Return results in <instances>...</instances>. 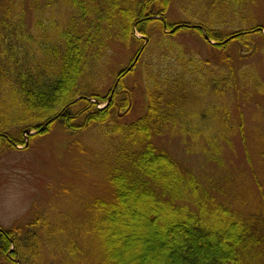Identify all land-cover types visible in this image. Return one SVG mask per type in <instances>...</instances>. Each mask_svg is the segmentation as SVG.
I'll use <instances>...</instances> for the list:
<instances>
[{"label": "trees", "instance_id": "1", "mask_svg": "<svg viewBox=\"0 0 264 264\" xmlns=\"http://www.w3.org/2000/svg\"><path fill=\"white\" fill-rule=\"evenodd\" d=\"M257 1L0 0V150L24 145L26 129L37 132L34 140L59 125L70 134L99 130L93 150L104 159L103 191L85 206L76 239L62 240L50 217H35L27 225L0 226V258L9 264H264V185L255 172L256 191L238 186L249 195L240 202L237 192L228 197L222 178L204 183L158 144L190 128L195 145L244 137L228 108L264 90L256 68L241 63L264 54V27L249 13ZM29 10L34 21L27 26ZM190 41L200 45L185 44ZM114 44L135 58L114 72L117 87L104 96V60ZM139 68L146 114L125 123L121 118L134 104L126 83ZM101 103L108 104L100 109ZM211 114L217 140L190 126ZM13 128L16 138L9 135ZM245 149L249 156L246 143ZM49 236L60 239L53 245L44 240Z\"/></svg>", "mask_w": 264, "mask_h": 264}, {"label": "rangeland", "instance_id": "2", "mask_svg": "<svg viewBox=\"0 0 264 264\" xmlns=\"http://www.w3.org/2000/svg\"><path fill=\"white\" fill-rule=\"evenodd\" d=\"M174 4L176 6V3ZM178 11L173 6L170 15L175 17ZM249 13L256 17V24L264 27V0H258L257 6H252ZM33 21V15L29 10L25 24L31 25ZM262 32L264 33L263 29ZM33 34L37 37L39 32ZM135 35L141 37L137 32ZM185 44L200 45L192 41ZM19 49L24 50L23 46ZM112 51L111 56L104 60L106 66L103 78L106 85L101 90L104 96L115 88V84L117 85L115 73L130 67L135 58L134 51L128 52L120 45L114 44ZM248 57L241 62L242 65L256 68L264 85V54ZM141 73L142 70L137 69V73L130 78L131 81L128 80L126 83L128 88H133L134 104L130 114L121 118L125 123L137 121L146 114L147 101ZM93 102L97 104L95 100ZM105 105L101 103L98 106L103 109ZM204 110L200 109L197 112L203 115ZM228 110L230 122L242 128L241 133H244V137L238 133L230 137V143L225 140L223 143L214 142L213 146L207 145L203 138L201 142L197 137L199 140L195 145L196 137L190 128L189 133L184 136L179 133H169L160 138L158 144L185 166L193 169L204 183H208L211 178H222L219 180L224 181L222 186L228 197H233L237 192L238 200L245 202L249 199V195L247 191L239 190L238 186L250 189L248 190L250 194L256 191L252 181L254 172L259 182L264 185V158H262L264 157V90L261 96H255L250 101L231 104ZM239 113H242V119ZM216 125L217 119L211 114L199 121H192L190 126L211 134L212 138L217 140L218 134L213 130ZM30 132L31 134L27 135L24 133V145L0 150V226L10 229L20 222L27 225L33 222L35 217L48 216L53 220V225L58 224L63 231L60 237L62 240L76 239L82 233L80 225L84 222L85 206L98 194V191H103L104 172L100 170L104 159L101 156L96 157L93 150L99 146L97 138L99 130L92 129L70 134L57 125L52 131L42 132L45 134L41 133L42 135L34 140H30V136L37 132ZM18 134V128L9 131V135L13 138ZM12 143L16 145L13 141ZM210 143L212 144V141ZM245 143L249 156L246 153ZM218 146L221 147L223 155H218ZM211 150L215 154H211ZM218 161H221L222 167H218ZM31 230L39 232L36 228ZM59 239L56 236L44 237V240H50L53 245ZM0 264L9 263L0 258Z\"/></svg>", "mask_w": 264, "mask_h": 264}, {"label": "water", "instance_id": "3", "mask_svg": "<svg viewBox=\"0 0 264 264\" xmlns=\"http://www.w3.org/2000/svg\"><path fill=\"white\" fill-rule=\"evenodd\" d=\"M26 134H31V132L29 130L26 131ZM19 264V261H17Z\"/></svg>", "mask_w": 264, "mask_h": 264}]
</instances>
